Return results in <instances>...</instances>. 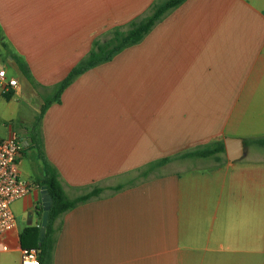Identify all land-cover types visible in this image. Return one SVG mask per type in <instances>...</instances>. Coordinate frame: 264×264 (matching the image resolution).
<instances>
[{
  "label": "crops",
  "instance_id": "obj_1",
  "mask_svg": "<svg viewBox=\"0 0 264 264\" xmlns=\"http://www.w3.org/2000/svg\"><path fill=\"white\" fill-rule=\"evenodd\" d=\"M166 1L0 0V55L42 104L93 40ZM40 136L68 198L104 189L58 219L51 264H264V0H185L78 76L44 113ZM16 138L20 178L29 131ZM226 139L245 156L230 163ZM213 143L223 152L181 157ZM32 164L24 182L35 186L42 163ZM39 202L33 187L11 209L29 207L38 226ZM22 229L2 239L18 264Z\"/></svg>",
  "mask_w": 264,
  "mask_h": 264
},
{
  "label": "trees",
  "instance_id": "obj_2",
  "mask_svg": "<svg viewBox=\"0 0 264 264\" xmlns=\"http://www.w3.org/2000/svg\"><path fill=\"white\" fill-rule=\"evenodd\" d=\"M185 0H168L162 4H154L151 6L150 14L145 18L134 20L128 24L126 30H122L121 27H114L108 31V38L105 42L100 40H93L90 51L87 56L75 65L60 81L50 96H41L42 104L39 109L38 115L35 117L29 131L28 149L36 154L38 160L42 163V175L33 184L40 189L46 187L47 193L51 198V205L48 211L47 224L45 228L44 239L40 245H38V226L28 225L22 229L18 234V243L21 249H32L37 251V257L39 264H51V256L56 242V236L59 231V227L55 226L58 219L65 213L76 209L81 204L86 203L89 200L98 198L104 189L93 187L92 190L84 195H80L76 198L70 199L67 197L63 184L59 179L57 171L49 165V163L43 158L42 155V143L40 136V122L41 119L51 104L59 103L61 94L63 91L81 74L85 71L96 67L97 65L109 62L118 53L124 49L139 43L153 28V26L160 21L163 15L182 4ZM13 60L20 72L30 81L33 89L37 90L38 86L31 79L27 68L24 64L18 60L17 57L12 55ZM1 95L9 99L12 97V91L2 93ZM258 145L264 146V140L258 141ZM223 152L222 143H213L202 149H196L189 153L181 155L183 158L199 157L207 158L217 153ZM170 158L161 159L155 161L147 170L143 171L140 176L146 178L152 170L160 168L166 164ZM122 187L111 188L112 191H118ZM35 215L39 220L42 216V207L40 202L35 207Z\"/></svg>",
  "mask_w": 264,
  "mask_h": 264
},
{
  "label": "built area",
  "instance_id": "obj_3",
  "mask_svg": "<svg viewBox=\"0 0 264 264\" xmlns=\"http://www.w3.org/2000/svg\"><path fill=\"white\" fill-rule=\"evenodd\" d=\"M18 88L17 81L9 77L6 62L0 55V92L7 93ZM22 144L14 136L0 138V252L11 250L8 242L2 239L16 228L15 217L11 205L26 196L33 186L19 178L17 160L21 155ZM20 264H39L37 251L21 249Z\"/></svg>",
  "mask_w": 264,
  "mask_h": 264
},
{
  "label": "rangeland",
  "instance_id": "obj_4",
  "mask_svg": "<svg viewBox=\"0 0 264 264\" xmlns=\"http://www.w3.org/2000/svg\"><path fill=\"white\" fill-rule=\"evenodd\" d=\"M0 53H2L1 50ZM6 71L9 77H12L17 81L21 93L20 95H15L7 99L5 96L1 95L0 92V138H7L10 135L23 138L26 134V130L30 131L32 123L39 113L41 101H38L33 95H28V92L26 94V82L23 81L18 70L6 65ZM27 81L30 82L28 79ZM32 155L35 156L36 161H38L35 153H22L21 168L23 170L20 174V179L22 181L28 180L25 171L29 172L31 176L34 177ZM12 210L15 216L17 231H20L24 226L29 225L27 220L32 216L29 207L12 206ZM0 264H18V255L12 252L0 253Z\"/></svg>",
  "mask_w": 264,
  "mask_h": 264
},
{
  "label": "water",
  "instance_id": "obj_5",
  "mask_svg": "<svg viewBox=\"0 0 264 264\" xmlns=\"http://www.w3.org/2000/svg\"><path fill=\"white\" fill-rule=\"evenodd\" d=\"M224 145L227 154V159L230 163L240 160L245 156V151L241 142L234 139H226ZM39 197L40 204L42 207V216L38 233V245H40L44 239L48 211L51 205V198L47 193L46 187H41L39 189Z\"/></svg>",
  "mask_w": 264,
  "mask_h": 264
}]
</instances>
